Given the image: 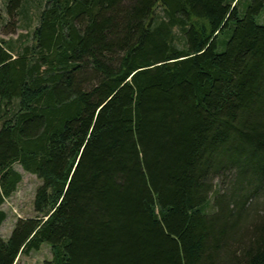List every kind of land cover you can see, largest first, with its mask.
<instances>
[{"label": "trees", "instance_id": "trees-1", "mask_svg": "<svg viewBox=\"0 0 264 264\" xmlns=\"http://www.w3.org/2000/svg\"><path fill=\"white\" fill-rule=\"evenodd\" d=\"M28 1L30 40L0 39V225L14 165L41 183L0 264H264V0Z\"/></svg>", "mask_w": 264, "mask_h": 264}, {"label": "rangeland", "instance_id": "rangeland-1", "mask_svg": "<svg viewBox=\"0 0 264 264\" xmlns=\"http://www.w3.org/2000/svg\"><path fill=\"white\" fill-rule=\"evenodd\" d=\"M1 3L4 4V0H1ZM25 4L18 14L11 18L6 14L4 7H1L0 39L9 40L14 46L29 41L32 30L38 23L39 7L33 1L27 0ZM260 22L264 23V19H261ZM14 167L21 174L22 180L2 206L7 217L0 225V236L5 240L10 236L18 218H29L34 215V194L41 183L35 174L26 172L20 165L15 164ZM51 256L49 245L42 243L38 249L30 251L29 254H21L15 264H43Z\"/></svg>", "mask_w": 264, "mask_h": 264}]
</instances>
